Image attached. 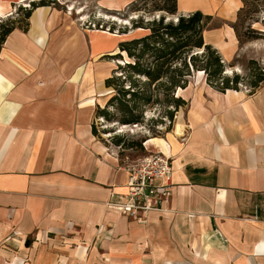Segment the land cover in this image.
Masks as SVG:
<instances>
[{"label": "crops", "instance_id": "crops-1", "mask_svg": "<svg viewBox=\"0 0 264 264\" xmlns=\"http://www.w3.org/2000/svg\"><path fill=\"white\" fill-rule=\"evenodd\" d=\"M26 1L0 0V14ZM55 1L0 43V264H264V79L220 91L199 71L176 89L186 104L172 133L144 143L170 156V195L137 221L108 204L125 172L91 131L111 92L103 57L124 37ZM175 2V14L210 16L202 40L222 62L236 56L240 0Z\"/></svg>", "mask_w": 264, "mask_h": 264}, {"label": "trees", "instance_id": "trees-1", "mask_svg": "<svg viewBox=\"0 0 264 264\" xmlns=\"http://www.w3.org/2000/svg\"><path fill=\"white\" fill-rule=\"evenodd\" d=\"M48 1L29 0L26 1L27 5L18 4L22 11L21 18H12L10 15L7 17V24L0 20V43L14 26L23 29L26 27V18L34 6L47 4ZM138 4L141 7L150 5L152 11H163L171 15L176 12L175 0H131L125 9L127 8L129 13H135L140 9ZM209 17L198 10L175 14L174 18L167 20L163 13L147 20H143L141 16L130 17L131 27L141 28L145 32L119 40L116 52L105 55L124 58L122 63H117L104 78V85L110 87L112 93L104 106L97 108V117H114L120 123H135L143 117L141 108L144 104L161 102L166 106V115L171 118L172 111L185 103V100L176 94V89L186 85L192 70H201L205 81L217 90L236 89L238 74L235 73L231 77L225 75L219 54L202 40L201 32ZM232 26L236 33L235 25ZM99 28L104 30L102 26ZM112 29L108 27L106 30L113 32ZM119 30L116 32L121 33ZM256 75L249 82V91L264 79L261 71ZM106 106H114L119 115L114 116L105 109ZM91 131L96 133L93 123ZM112 141L118 144L120 137L113 136Z\"/></svg>", "mask_w": 264, "mask_h": 264}, {"label": "rangeland", "instance_id": "rangeland-1", "mask_svg": "<svg viewBox=\"0 0 264 264\" xmlns=\"http://www.w3.org/2000/svg\"><path fill=\"white\" fill-rule=\"evenodd\" d=\"M62 1L69 4L68 11L71 12L72 16L76 18L81 25L85 24L90 28H96L97 26V29H101L99 27L102 26L105 30L111 27L113 28V33L122 34L124 38L137 36L145 32V30L141 28H132L130 17L141 16L143 20H147L163 13L167 20L174 18L175 15L163 11H152L150 5L141 7L140 4H138L140 9L135 11V13H129L128 9H125V7L120 10L105 8L97 3L98 0ZM51 2H53L54 6L60 7L55 0H49L47 4ZM17 5H14L8 13L0 14V20L7 24V17L10 15L12 18H21L22 11ZM20 5H27V2ZM238 9L233 24L236 28L239 50L232 60L223 62V72L229 77L235 73L238 74L239 79L236 82V89L248 92L251 88L249 82L257 76L256 73L258 74L260 71L263 73L264 71V0H240ZM63 10H65V7H63ZM118 29L124 31L119 30L121 33H118L116 32ZM103 58L116 65L117 63H122V58H124V56L121 59H119L120 57L108 56ZM113 68H115V66H113ZM226 68L229 69L228 72L225 70ZM199 71L201 70H192L187 80H192L194 73V81H197L199 78L196 77V75ZM108 88L110 91L112 90L110 87ZM111 93L112 92H109L106 100ZM124 97H126V95H124ZM104 104H102L101 107H103ZM185 104L186 102L172 111L171 118H168L166 115V106L163 103L150 102L144 104L141 108L143 117L139 122L135 123H120L115 120L114 117L106 119L102 116L97 117V115H95L92 119V123L96 129L95 135L100 140L104 141L110 148H113L120 159H134L145 154L147 152L146 149H152L149 144H144L147 137H166L172 133L176 115L180 116V111L183 110ZM105 109L113 113L114 116L119 115L118 110L114 106H106ZM113 136L120 137V142L118 144L112 141Z\"/></svg>", "mask_w": 264, "mask_h": 264}, {"label": "built area", "instance_id": "built-area-1", "mask_svg": "<svg viewBox=\"0 0 264 264\" xmlns=\"http://www.w3.org/2000/svg\"><path fill=\"white\" fill-rule=\"evenodd\" d=\"M120 167L125 172L123 199L108 204L119 213L144 221L147 213L162 208L170 195V156L152 151L131 160L121 158Z\"/></svg>", "mask_w": 264, "mask_h": 264}, {"label": "bare ground", "instance_id": "bare-ground-1", "mask_svg": "<svg viewBox=\"0 0 264 264\" xmlns=\"http://www.w3.org/2000/svg\"><path fill=\"white\" fill-rule=\"evenodd\" d=\"M228 72V71H227Z\"/></svg>", "mask_w": 264, "mask_h": 264}, {"label": "water", "instance_id": "water-1", "mask_svg": "<svg viewBox=\"0 0 264 264\" xmlns=\"http://www.w3.org/2000/svg\"><path fill=\"white\" fill-rule=\"evenodd\" d=\"M226 72V71H225Z\"/></svg>", "mask_w": 264, "mask_h": 264}]
</instances>
